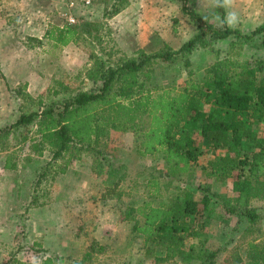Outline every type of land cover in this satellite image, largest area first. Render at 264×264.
<instances>
[{
  "label": "rangeland",
  "instance_id": "obj_1",
  "mask_svg": "<svg viewBox=\"0 0 264 264\" xmlns=\"http://www.w3.org/2000/svg\"><path fill=\"white\" fill-rule=\"evenodd\" d=\"M112 2L0 0V128L15 122L21 113L40 111L81 90H96L100 81L89 78L86 71L95 65L92 54L103 65L116 67L141 52L158 53L164 44L177 51L196 33L193 21L181 12L179 0H129L126 8L109 19L103 13ZM187 5L222 27L214 0H187ZM71 14L72 23L80 29L76 43L60 47L43 35L41 44L28 37H37L42 26L45 31L51 25H64ZM225 19L228 26L250 34L264 22V0H226ZM27 21L34 23L30 32L23 30ZM260 40V35L244 43L234 35L218 40L207 37L205 46L189 55L176 53L168 61L157 58L150 78L142 83L154 90L175 91L187 79L189 69L193 78L201 80L210 65L219 61L256 57L264 61ZM35 121L14 126L4 138L0 136V264L14 260L43 264L48 256L52 264H57L58 257L62 264H73L91 245L95 251L89 264H202L208 251L215 252L212 264H245L247 243L264 244V195L248 203L258 215L248 222L226 209L227 198L237 196L232 178L218 181L206 175L208 162L227 154L226 148L211 151L198 136L197 163L169 175L160 154L139 155L132 133L110 129L97 138L93 148L82 149L70 160L67 154L53 159L47 146H38L40 155L38 148L31 147L40 139ZM254 129L263 136L264 121ZM7 160L14 163V169L4 167ZM43 168L45 174L37 186ZM184 190L192 191L197 200L207 195L218 217H205L202 242L189 237L178 245L183 254L167 256V246L174 243L144 241L131 232L134 221L124 219L125 214L142 201L154 206L160 201L174 203ZM155 191L159 197L153 195ZM248 225L252 229L246 230Z\"/></svg>",
  "mask_w": 264,
  "mask_h": 264
},
{
  "label": "trees",
  "instance_id": "obj_2",
  "mask_svg": "<svg viewBox=\"0 0 264 264\" xmlns=\"http://www.w3.org/2000/svg\"><path fill=\"white\" fill-rule=\"evenodd\" d=\"M179 1L182 2L181 12L193 21L197 30L177 51H170L164 44L158 53L141 52L116 67L103 65V61L92 54L94 69L89 67L86 71L89 78L100 81L96 90H81L60 102L41 107L40 111L21 113L15 122L0 128V136L4 138L10 128L36 120V133L40 139L31 147L37 150L43 144L51 149L53 159L67 154L70 160L82 149L93 148L97 138L107 130L130 132L135 138L136 152L139 155L160 154L169 175L185 172L197 163L201 152L197 142L200 136L211 151L226 148L228 152L210 160L206 171L207 176L218 181L232 178V189L237 196L227 198L230 201L226 203L227 211L253 222L258 215L247 205L252 197L264 195V134L258 136L254 129L256 123L264 121V61L257 57L253 61H219L210 65L201 80L193 78V71L189 69L187 79L175 91L145 87L142 79L150 78L157 58L168 61L176 53L189 55L193 49L205 46L207 37L218 40L234 35L244 43L252 36L260 35V45L264 48V22L250 34L242 33L225 21L226 0H214L215 14L222 24L217 27L209 21L208 15L191 9L187 0ZM128 5L129 0H113L103 15L110 19ZM78 26L72 22L51 25L45 29L43 38L53 45L65 47L77 42ZM28 37L42 43V37ZM231 49L229 58L232 57ZM184 63L187 67L190 65L187 60ZM37 152L40 155L42 149L38 148ZM66 165L68 163L64 168ZM4 167L14 169L15 165L7 160ZM44 174L43 168L37 186ZM149 182L154 184L152 180ZM153 195L160 196L157 191ZM232 200L238 206L233 205ZM205 217L208 220L218 217L210 206L209 197L203 195L197 200L192 191L184 190L181 199L174 203L160 201L154 206L149 201H142L130 207L124 219L134 221L131 232L142 236L144 241L174 243L167 246L166 254L175 257L183 254L178 245L187 238L203 241ZM251 226L248 225L246 230L252 229ZM190 249L186 253L188 257L192 256L193 247ZM94 251L91 245L73 264H89ZM146 251L152 252L148 247ZM205 255L207 261L202 264H212L215 252L208 251ZM245 257V264H264V244L249 241ZM53 261L48 256L43 264ZM62 263L63 259L58 257L57 264ZM11 264L27 263L14 260Z\"/></svg>",
  "mask_w": 264,
  "mask_h": 264
},
{
  "label": "crops",
  "instance_id": "obj_3",
  "mask_svg": "<svg viewBox=\"0 0 264 264\" xmlns=\"http://www.w3.org/2000/svg\"><path fill=\"white\" fill-rule=\"evenodd\" d=\"M32 25H34V23H28V21H27V22H25V23L23 24L24 29H23V28H22V29H23L25 32H30V30H33V28H34V27H32ZM43 28H44V26H42V27H41V31H39V33H37V34H38V36H37L38 38H41V36L43 35V33H44V29H43ZM40 35H41V36H40Z\"/></svg>",
  "mask_w": 264,
  "mask_h": 264
},
{
  "label": "built area",
  "instance_id": "obj_4",
  "mask_svg": "<svg viewBox=\"0 0 264 264\" xmlns=\"http://www.w3.org/2000/svg\"><path fill=\"white\" fill-rule=\"evenodd\" d=\"M73 4H74V1H71V2H70V5L72 6ZM68 20H69V22H73V21H74L72 15H69V16H68Z\"/></svg>",
  "mask_w": 264,
  "mask_h": 264
}]
</instances>
